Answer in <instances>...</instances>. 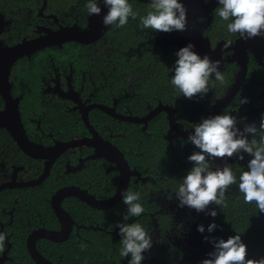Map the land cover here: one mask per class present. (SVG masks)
<instances>
[{"label":"trees","instance_id":"trees-1","mask_svg":"<svg viewBox=\"0 0 264 264\" xmlns=\"http://www.w3.org/2000/svg\"><path fill=\"white\" fill-rule=\"evenodd\" d=\"M47 1L49 7L54 6L55 11L59 10L58 14L62 18L66 15L69 18L66 11L72 0ZM128 2L133 10L139 13L138 17L135 20L129 18L128 24L122 28L110 26L96 42H66L62 47H47L30 58L25 56L14 63L11 80L16 76L18 92L23 94L19 110L30 139L49 146L54 143L52 138L67 141L73 137L90 135L80 114H74L65 106L66 102L72 104L70 100L44 93L43 81H49L55 70L63 76L72 72L74 86L78 88L83 83L86 89L89 88V92L94 93L93 102L112 106L114 100H119L116 110L120 113L141 117L160 103L169 105L176 109L178 125L184 130L197 124L211 108V99L223 96L233 83L238 66L235 62H227L220 70L225 76L224 84L213 80L206 95L186 98L171 84V78L175 75L174 65L178 59L176 52L180 49L169 46L166 51L161 44L154 42L153 37L155 34L169 33L144 29L140 25L139 17L146 15L150 10V0ZM215 10L213 22L205 32L212 47L226 39L235 42L239 35L227 32L228 22L222 21ZM69 23L71 22L65 21V24ZM255 78L263 79L262 70L250 55L246 85L239 90L230 107L235 101L245 97V93H249L247 85L253 90L256 89ZM20 81L23 82L22 85L19 84ZM2 105L0 98V107ZM222 114L225 112L220 115ZM89 119L104 138L124 152L130 166L148 178L145 182L137 183L132 179L127 190L140 193L139 203L145 212L140 217H131L125 221L127 205L122 199L107 210L92 208L74 197L64 199V209L78 224L88 228H74L68 239L63 242L47 239L38 241L39 251L54 264H122L126 258L120 255L122 237L110 232L118 228V223L136 222L148 232L152 215L157 219L161 238H165L171 226V215L157 213L160 205L152 200L151 193L163 191L171 197L177 192L183 178L194 167L188 157L200 151L188 139L177 138L170 141L166 138L169 124L165 112H160L150 120L145 130L142 124L120 121L98 109L90 112ZM256 138L259 139L258 136ZM0 139L12 147L11 164L28 165L27 175L31 179L42 174L44 162L24 154L5 128H0ZM248 139L251 140L252 137L248 136ZM92 151L91 148H84L64 154L40 185L8 188L0 192V233L1 222L7 223L13 217L11 225L4 227L11 243L7 251L9 259L5 264H36L28 254L26 238L32 230L39 227L59 228L60 223L50 203L52 194L59 188L77 185L88 189L98 198L114 194L119 182V170L115 164L104 158L87 160L76 173H64L66 157H70L71 164L75 165L79 158L91 154ZM235 163L236 168L233 170L238 178L243 172V162ZM227 205L223 210L216 206L217 216L210 224L222 226L220 234L224 240L237 234L241 235L242 242L247 246L246 258L257 259L264 246V213L259 212L255 203L246 204L240 192L227 196ZM12 209L13 215L9 212ZM3 210L7 212L4 213ZM117 233L119 234V230ZM6 248L5 244L4 250ZM165 254L169 264L179 263V249H173L169 245Z\"/></svg>","mask_w":264,"mask_h":264},{"label":"clouds","instance_id":"clouds-1","mask_svg":"<svg viewBox=\"0 0 264 264\" xmlns=\"http://www.w3.org/2000/svg\"><path fill=\"white\" fill-rule=\"evenodd\" d=\"M103 4L108 9L102 19L106 27L122 28L128 24L129 18L135 20L139 15L128 0H103ZM218 4L216 14L222 21L228 22V33L238 34L244 41L264 37V0H218ZM85 7L89 16H99L102 12L98 0H88ZM149 9L146 15L139 17L142 28L164 33L187 30V9L180 0H150ZM230 46L232 40L226 39L223 48ZM193 48L194 45L189 43L176 52L178 59L174 65L175 75L171 78L172 86L188 99L196 95H206L213 80L220 84L225 83V76L220 71V61H213L207 55L201 58ZM240 103H247V100H240ZM237 124L235 117L225 113L193 125L194 134L188 140L201 151L188 157L194 167L183 178L176 192L179 207L187 206L199 213L206 212L209 205L214 204L223 210L228 206L226 193L231 186L238 184L244 202L255 203L259 212L264 213V116L261 117L259 128L253 123L245 125L241 131ZM249 135L252 136L251 140L248 139ZM243 153L253 158L248 162V170L242 172L238 178L227 163L223 168L216 167L213 170L212 164L216 158L238 155L243 160ZM122 200L127 205L125 221L131 217H140L145 212L139 203V192L124 191ZM206 214L216 217L217 211L212 210ZM116 227L122 237L120 255L127 257L130 254L129 264H141L145 258L142 253L152 247V235L138 222L118 223ZM216 228L217 225L211 223L207 231L211 233ZM198 231L205 232L202 224L198 226ZM5 240L6 234L0 233V252L4 250ZM205 240H209V237H205ZM210 242L214 244L215 250L209 253L211 258L203 260L202 264H264V258H246L247 246L239 234L227 240L217 241L213 238Z\"/></svg>","mask_w":264,"mask_h":264},{"label":"water","instance_id":"water-1","mask_svg":"<svg viewBox=\"0 0 264 264\" xmlns=\"http://www.w3.org/2000/svg\"><path fill=\"white\" fill-rule=\"evenodd\" d=\"M180 2L183 3L187 9V30L180 32L174 39H169L167 37L161 38L164 45H172L181 49L191 43L194 45L193 51L200 55L201 58L207 55L213 61L219 60L220 70L223 68L224 63L223 52H231V55L226 60L235 62L238 66V71L236 72L233 83L222 97L214 99L215 104L203 118L207 119L218 115L220 110L225 107L235 97L241 87L244 86L250 60L249 54L252 53L258 61L262 60L264 56V37H256L244 41L238 36L235 42L232 43V46L227 49L223 48L226 42L225 40L219 41L215 47H212L209 37L205 35V31L213 20V12L219 5L218 0H180ZM98 3L102 12L99 16H90L89 25L85 29H80L77 25H61L57 30L45 29V35L31 40H24L13 46H5L0 40V96L5 102L4 109L0 111V127L5 128L11 134L19 148L28 156L44 160L45 162L44 172L40 177L28 181L23 184V186H35L40 184L48 177L52 165L62 153L73 149H81L83 147H89L94 150L93 154H91L88 159L104 158L115 164L120 173L118 187L115 193L108 199H97L86 189L77 186H65L54 193L50 203L61 227L58 231L40 228L34 230L29 235L27 248L36 264H54L45 258L38 250L37 240L47 239L54 242H63L69 237L73 230L75 221L62 205L65 198L75 197L92 208L108 209L122 199V193L127 191L131 178L133 176L138 178L141 176L140 172L131 168L124 153L110 140L103 138L90 123V110L99 109L120 121L144 125H147V123L160 112H165L170 128L167 135L168 140L176 136L188 139L190 135L194 134V128L188 130L179 128L175 115L176 110L169 105L160 103L146 115L140 117L117 112L115 104L113 106L101 103L85 105L77 94L66 93L64 97L72 98L76 102L81 118L91 136L74 138L69 141H57L55 144L49 146L36 143L29 138L22 122L19 110V99L14 98L11 93L9 76L12 66L20 58L31 56L33 53L50 46L61 47L64 43L71 41L88 44L101 38L108 31L110 26L106 27L102 23L103 16L107 14L108 9L104 6L103 0H98ZM202 120L199 123H201ZM260 258H264V246L257 259Z\"/></svg>","mask_w":264,"mask_h":264},{"label":"flooded vegetation","instance_id":"flooded-vegetation-1","mask_svg":"<svg viewBox=\"0 0 264 264\" xmlns=\"http://www.w3.org/2000/svg\"><path fill=\"white\" fill-rule=\"evenodd\" d=\"M54 2H55V0H54ZM87 2H88V0H72L70 2V4H69V7L67 8V11H66V13L68 14L69 18L67 17V15H66L65 18H62L58 14L59 10L55 11L54 6H50V7L48 6V1L47 0H0V40L3 43V45H5V46H13V45H15L17 43H20V42L24 41V40H31V39H35V38L41 37V36L45 35V29L57 30V29H59V27L61 25L62 26H74V25H77L80 29H85V28L88 27L89 19H90V16L88 15L87 9L85 7ZM65 21H68V22H71V23L65 24ZM82 22H83V24H82ZM212 22H213V20H212ZM212 22H211V24H212ZM211 24L209 25V27L211 26ZM179 33L180 32H175V33L171 32V33L166 34V35H164V34H160V35L159 34H155L154 37H153V40H154L155 43L161 44L165 48V50L167 51V48L169 46H172V45H164V43L162 42L161 38L167 37L169 39H174L177 35H179ZM96 41H94V42H96ZM94 42H92V43H94ZM92 43H88V44H92ZM32 55L31 56H26V57L30 58V57H32ZM230 55H231V52H227V51L223 52V59H224L223 67H224L225 63L231 62V61L226 60ZM250 55L253 56L257 66L262 70L263 79L262 80H259L257 78H255L256 80L254 79V81L257 82L256 89H254V90L251 89V87L249 85H247L249 93H247V94L245 93V97L240 98V100H247V103L241 104L240 100H239V101H235L234 104L232 105V107H230V103L235 99L236 95L238 94L237 93L235 95V97L225 107H223L220 110V112L218 113V115H220L221 113L225 112L227 114H230V115L234 116L236 118V120L238 121L237 127L241 131H243L245 125H251L253 123L257 126V128H259L261 117L264 116V56H263L261 61H258L254 57V55L252 53L249 54V58H250ZM11 77H12V69H11L10 76H9V81L11 83V93H12V96L14 98L19 99V109H20V102H21V100L23 98V94L22 93L20 94L18 92L17 85H16V83H17L16 76H14V78L12 80H11ZM246 79H247V75H246V78H245L244 86L246 85ZM43 83H44V93L51 94L53 97L55 96V97H58V98H61V99H64V100H70L72 102V104L70 105L69 103L66 102L65 106L68 107V110L73 112L74 114L76 112L80 114V111L77 108V104L72 98L64 97V94H66V93H70V94L71 93H75V94H77L78 97L81 99V101L85 105H90L92 103H96V102L92 101L94 93L93 92H89L90 89L89 88L86 89V87H85V85L83 83L78 88H76L74 86V84H73V73L72 72H70L69 74L63 76V75H61L58 72V70H55V73L51 74L49 81L44 80ZM19 84L22 85L23 82L20 81ZM251 85H252V79H251ZM0 98L3 101V105H2V107H0V111H1L5 107V102H4V100H3V98L1 96H0ZM214 99H216V98L213 97L211 99V108L215 104ZM118 101L119 100H114L113 105L115 104V107H117ZM211 108L209 110H211ZM173 109H175V108H173ZM93 110H95V109L90 110L89 114ZM209 110H207V112ZM207 112L202 116V118H200V120L197 122V124L204 118V116L207 114ZM20 114H21V112H20ZM123 114H126V113H123ZM128 114H130V113H128ZM80 117H81V114H80ZM81 120H82V118H81ZM148 123H147V125H148ZM38 124H40V123H38ZM142 125H143V130H145L147 128V125H144V124H142ZM0 128H3V127H0ZM189 129H191V128H189ZM186 130H188V129H186ZM169 131H170V128L168 130V133H169ZM88 132H89V130H88ZM168 133H167V135H168ZM89 134H90V132H89ZM167 135H166V138H167ZM10 136H11V134H10ZM49 136L52 137L51 134H49ZM90 136H91V134L89 136L73 137L71 139L81 138V137H90ZM250 136L251 135H249V137ZM177 138H181V137H177V136L173 137L170 141H172L174 139H177ZM52 139H53V142H54L53 144H55V142H57V141H60V140H56L54 138H52ZM32 141H34V140H32ZM67 141H69V140H67ZM36 143H38V142H36ZM40 144H42V143H40ZM84 148H89V147H83L81 149H73V150L64 152L58 157V159L61 158L66 153L74 152L76 150L81 151ZM10 152H13L11 145L8 144L5 141H2L0 139V192H2L5 189H8V188L12 189V188H24V187H27V186H23V184L27 183L28 181H32V180L38 179L40 177V176H38L37 178H34V179L33 178L32 179L29 178L30 176L27 175L28 174V168H29L28 165L21 164V163L20 164H11L10 163V161H11ZM93 152H94V150L92 151L91 154H93ZM23 153L26 154L25 152H23ZM91 154H88L85 157L79 158V161L75 165L71 164V160L72 159L70 157H68V158L66 157L64 173L65 174L76 173L77 171H79L84 166V163L87 160H95V159H88V157ZM243 155H244V159L243 160H240L238 158V155H234L233 157L228 158L227 165L230 166L232 168V170H233L234 168H236V165H235L236 163L235 162H243V172L247 171L248 170V167H247L248 162L253 157L250 156L247 153H243ZM31 158H33V157H31ZM33 159H36V158H33ZM58 159H56V161ZM96 159H99V158H96ZM42 161L44 162V160H42ZM56 161H55V163H56ZM53 165H52V167H53ZM10 167H11V170H10ZM52 167H51V169H52ZM132 169L137 170L136 168H132ZM137 171L140 172L139 170H137ZM43 172H44V167H43ZM233 172H234V170H233ZM140 174H141V176L139 178L136 177V176H133L131 178V181L133 179L134 183H137L139 181L145 182L148 179L147 177H143L141 172H140ZM119 181H120V173H119ZM131 181H130V183H131ZM40 184H38V185H40ZM118 184H119V182H118ZM65 186H77V185L71 184V185H65ZM65 186H63V187H65ZM77 187H80V186H77ZM117 187H118V185H117ZM117 187H116V189H117ZM83 189H86V188H83ZM86 190L88 191V189H86ZM157 193L164 194L167 199H172L173 196L176 194V192H174L171 195V197H169L167 195V193H165L163 191H154V192L151 193L152 200H154L157 204L160 205V209L157 211V213H159V214L167 213V214L171 215V226H170V229L166 232L165 238L162 239L161 238V234H160V230H159V227H158L157 219H156L155 215H152V220H151V222L149 224L150 230L148 232L149 233L151 232V230H152L151 229V223L153 221H155L156 229L158 231V236H159V243L161 245V253H160V256H159V260L158 259H157V261L150 260L148 263H142V264H169L166 261V259H165V256H166L165 251L168 249L169 245L171 247H173V249L174 248L179 249V251L181 253V257H180V260H179L178 264H184V256L186 254L185 253V249L183 248L182 245L177 244V243H175V242H173V241H171L169 239L170 233L172 232L173 228L176 226L175 225V221H174V216H173V214L171 212H169L168 210H166V209L161 207V204L155 198V195ZM238 193H239V188H238V184H237V185L231 186L229 191H228V193H226V195L230 196V195H236ZM90 194H92V193H90ZM53 195L54 194H52V196ZM92 195H94V194H92ZM52 196H51V198H52ZM94 196L96 197V195H94ZM111 196L106 197V198H98V197H96V198L97 199H108ZM51 198H50V201H51ZM112 207H110V208H112ZM100 210H107V209H100ZM212 210H216V205L210 204L209 212L212 211ZM13 211H14L13 209L9 211L11 213V215H13ZM3 212L5 213L7 211L3 210ZM12 218H10L9 222H7V223L1 222V232L6 234L5 244L7 245V248L2 252V255L0 256V264H5V262L9 259L8 255H7V251L11 247V243L9 242V235L7 234V232L4 229V227L7 226V225H11ZM206 218L207 219L201 224L207 230L208 229V225L210 224L211 220L214 217H212L211 215H208V216H206ZM73 220H74V218H73ZM201 224L198 223L197 225L199 226ZM60 227L61 226H59L58 229H48V228H45V227H39V228H36L34 230H37V229H40V228H45V229H48V230L58 231V230H60ZM221 227H222L221 225L217 226V228L213 232L210 233V234L213 235L212 239L214 238L217 241L219 239H222L221 238V234H220ZM74 228L77 229V230H79V229H87L88 226H85L83 224H78L75 221V225L73 227V230H74ZM34 230H32L31 233ZM73 230L71 231V233L73 232ZM118 230H119V228H117L116 230H114L113 232H110V233L115 235V236H119V234L117 233ZM71 233H70V235H71ZM29 235H28V237H29ZM28 237L26 238V248H27ZM39 240H41V239H39ZM39 240H37V243H38ZM206 248H207L206 250L210 251V252H213L215 250L214 246H213V249H210L209 246H208V243L206 244ZM27 251H28V254L30 255L28 248H27ZM130 257H131V255L129 254V256H127L125 258V260H123L122 264H129V260L131 259Z\"/></svg>","mask_w":264,"mask_h":264},{"label":"rangeland","instance_id":"rangeland-1","mask_svg":"<svg viewBox=\"0 0 264 264\" xmlns=\"http://www.w3.org/2000/svg\"><path fill=\"white\" fill-rule=\"evenodd\" d=\"M227 161L228 158H216L212 164L213 170H215L216 167L223 168ZM175 195L172 199H167L165 195L161 193L155 195L161 207L171 212L174 216L176 226L170 233L169 239L182 245L185 249L184 264H202L203 260L211 258L209 256L210 251L206 250V244L208 243L209 248L213 249L214 244L210 242L213 235L206 229L204 233H200L197 224H201L207 219L206 216H208V214H206V212H209L210 205L206 212L198 213L195 209H190L187 206L179 207V200ZM151 229L149 234L152 235V247L150 250L142 253L145 258L141 264L148 263L150 260H159L161 245L159 243L155 221L151 223ZM205 237H209V240H205Z\"/></svg>","mask_w":264,"mask_h":264}]
</instances>
